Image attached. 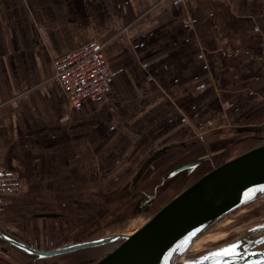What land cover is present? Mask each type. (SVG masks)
I'll use <instances>...</instances> for the list:
<instances>
[{
  "label": "crops",
  "instance_id": "crops-1",
  "mask_svg": "<svg viewBox=\"0 0 264 264\" xmlns=\"http://www.w3.org/2000/svg\"><path fill=\"white\" fill-rule=\"evenodd\" d=\"M1 2L0 168L21 181L17 193L0 196V211L7 213L41 209L30 207L33 200L57 186L87 184L80 180L92 179L105 154H114L111 164L124 154L123 168L139 169L156 149L196 133L195 98L235 91L216 80L223 57L264 58L230 41L210 52L194 29L212 22L215 41L227 38L230 10L232 19L244 17L260 32L264 0H15L24 7L16 17L3 16ZM24 19L27 24L19 23ZM89 40L106 41L110 88L74 108L53 62ZM84 170L89 175L83 177Z\"/></svg>",
  "mask_w": 264,
  "mask_h": 264
},
{
  "label": "rangeland",
  "instance_id": "rangeland-1",
  "mask_svg": "<svg viewBox=\"0 0 264 264\" xmlns=\"http://www.w3.org/2000/svg\"><path fill=\"white\" fill-rule=\"evenodd\" d=\"M1 5L3 7L1 14L5 17H16L17 13L20 14V10L24 9L21 2H18L17 7L15 0H2ZM224 18L223 28L228 34L227 38L215 41V36L212 34L218 25L212 22L201 26L196 24L194 29L198 37L196 36L195 39L198 43L210 52H220L226 41H230L229 43L238 44L243 52L264 55V30L253 31L244 17L232 19L230 10L226 12ZM24 20L23 23L21 20L18 21L27 24L26 19ZM12 21L17 20L12 19ZM5 22L8 21L3 20L5 27H18L20 31L21 25H10ZM0 50L5 48L1 47ZM223 58L226 63L221 64L222 70L216 80L220 85H226L229 91L232 88H235V91L218 93L214 91L211 97L199 101L195 98L193 114L196 118V133L189 137L185 136V140L180 137V140L187 141V144L161 156L137 185L131 187V180L139 169L133 167L134 164L128 169L123 168L126 164L124 154L112 164L110 162L114 154H105L104 166L90 171L93 174L92 179L90 177L80 180V182L85 180L87 184H75L73 189L72 186L68 189L69 184L57 186L59 190L51 192L47 197H36V200H33L31 208H34L35 204L42 206L35 211L7 213L2 210L0 224L5 230L28 244L43 249L117 232L130 233L147 221L164 202L210 167L264 141V130L260 134L253 131L233 130L236 126H254L264 121V66L260 60L250 55ZM240 70H245L248 75H242ZM217 94L221 98L220 102ZM224 112L227 113V117ZM255 135L262 140L254 138ZM129 153H126L127 156ZM206 155L211 158L210 162L202 164L188 178L177 176L167 186L158 190L156 198L147 210L138 209V201L143 193L153 192L155 183L164 172L181 162ZM107 170L111 173L105 174ZM82 174L85 177L89 172L86 174L84 170ZM36 211L58 212L60 216L32 218V214ZM262 221H264V196L238 208L209 227L181 259L194 257ZM0 244H3L1 239ZM110 247L111 245L100 246L32 260L16 248L6 246L0 247V264H24L29 260L28 264H82L84 260H88L86 264H90V260L101 257Z\"/></svg>",
  "mask_w": 264,
  "mask_h": 264
},
{
  "label": "water",
  "instance_id": "water-1",
  "mask_svg": "<svg viewBox=\"0 0 264 264\" xmlns=\"http://www.w3.org/2000/svg\"><path fill=\"white\" fill-rule=\"evenodd\" d=\"M258 59H263L259 56ZM237 132L264 130V121L254 126H236ZM260 140L257 135L254 137ZM263 138V137H262ZM262 140V139H261ZM264 140V139H263ZM187 141L156 149L131 180L137 185L156 160ZM208 155L179 163L164 172L153 192H144L138 209L147 210L156 193L177 176L190 177L202 164L210 162ZM264 196V143L213 165L189 185L157 208L152 216L131 233L117 232L49 249L34 247L0 225V247L11 246L32 260L45 259L83 249L116 245L90 264H264V221L243 232L181 261L182 255L212 225L238 208ZM58 212H38L32 218L57 217ZM6 245V246H5ZM30 262H24L28 264ZM88 260L82 261V264Z\"/></svg>",
  "mask_w": 264,
  "mask_h": 264
},
{
  "label": "built area",
  "instance_id": "built-area-1",
  "mask_svg": "<svg viewBox=\"0 0 264 264\" xmlns=\"http://www.w3.org/2000/svg\"><path fill=\"white\" fill-rule=\"evenodd\" d=\"M105 46L106 41L89 40L54 59L55 76L74 108H82L85 101L104 96L110 88L112 70ZM20 187L15 171L0 168V196L15 194Z\"/></svg>",
  "mask_w": 264,
  "mask_h": 264
},
{
  "label": "bare ground",
  "instance_id": "bare-ground-1",
  "mask_svg": "<svg viewBox=\"0 0 264 264\" xmlns=\"http://www.w3.org/2000/svg\"><path fill=\"white\" fill-rule=\"evenodd\" d=\"M261 143H264V141H262ZM261 143H258V144H261ZM127 222V221H126ZM127 225V224H126ZM128 226V225H127ZM196 243V242H195ZM107 245H111V247L107 250V251H109L111 248H113L115 245H116V242H114V243H110V244H106V245H104V246H107ZM94 248V247H93ZM96 248V247H95ZM106 251V252H107ZM106 252H104V253H102V255H104ZM192 258V257H191ZM187 259H189V258H187ZM180 260L181 261H183V260H186V259H181L180 258Z\"/></svg>",
  "mask_w": 264,
  "mask_h": 264
}]
</instances>
